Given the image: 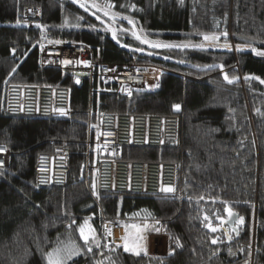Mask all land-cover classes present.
I'll return each instance as SVG.
<instances>
[{
	"label": "trees",
	"instance_id": "trees-1",
	"mask_svg": "<svg viewBox=\"0 0 264 264\" xmlns=\"http://www.w3.org/2000/svg\"><path fill=\"white\" fill-rule=\"evenodd\" d=\"M26 7L40 9L41 28L50 40L87 44L110 63L137 56L174 74L162 75L156 92H134L130 99L94 95L89 101L85 79L76 84L72 73L40 65L35 47L40 29L22 25ZM106 11L122 18L111 23L120 31L117 43L103 28L111 22ZM129 21L153 39L186 47L140 53L144 47L122 31ZM261 81L264 0H0V145L11 153L9 166L0 168V264H49L48 254L61 235L78 245L76 258L65 264H264ZM13 84L67 87L77 113L70 120L7 115L6 88ZM89 105L95 117L177 115V147H125L123 157L176 163L180 196L98 192L93 198L90 183L79 174ZM178 108L180 113H174ZM49 140L71 152L64 187L35 184V159L49 150ZM225 206L241 220L230 243L222 233L206 229L207 224L216 227ZM90 215L95 233L86 229V243L79 227ZM131 217L147 220L148 233L159 230L153 235L167 237L164 254H150L144 234L148 250L138 255L126 251L119 238L116 243L103 240L102 218L120 225ZM214 238L217 244L211 245Z\"/></svg>",
	"mask_w": 264,
	"mask_h": 264
},
{
	"label": "built area",
	"instance_id": "built-area-1",
	"mask_svg": "<svg viewBox=\"0 0 264 264\" xmlns=\"http://www.w3.org/2000/svg\"><path fill=\"white\" fill-rule=\"evenodd\" d=\"M27 30L40 29L36 49L41 66L72 73L75 80L89 84V101L93 96L115 95L126 99L134 92L158 91L166 70L158 65L132 58L117 64L103 59L101 52L87 44L50 40L41 28V11L26 7L21 14ZM169 72V71H167ZM5 113L11 116L57 118L70 120L77 110L71 105L67 87L13 84L6 88ZM84 116L86 140L80 178L88 185L93 179L99 193L140 196H180L178 166L172 162L126 159L125 147L170 148L180 142L177 115H147L124 112L102 113L95 117L92 105ZM49 150L37 154L34 163L35 184L39 187H64L69 173L70 149L64 143L48 141ZM11 153L0 145V168L9 166ZM152 171H155L154 174ZM172 188L173 192L161 191ZM147 220H139L138 233H148ZM118 222L102 218L101 233L106 242L116 243ZM109 232L111 234H109ZM167 239V237H164ZM165 253V252H164ZM163 253V254H164Z\"/></svg>",
	"mask_w": 264,
	"mask_h": 264
},
{
	"label": "rangeland",
	"instance_id": "rangeland-1",
	"mask_svg": "<svg viewBox=\"0 0 264 264\" xmlns=\"http://www.w3.org/2000/svg\"><path fill=\"white\" fill-rule=\"evenodd\" d=\"M107 17H108V19L111 20V22L105 23L103 28H104V30H107L108 33L111 35V39L117 43V39H116L117 38V32H120V31H118L117 28L113 27V25L111 23L118 24V21H121L122 18L116 19V18H113L112 15L111 16L109 15ZM123 24H126L127 27L125 29H123L120 26L123 29L122 31H126L128 33L129 38L138 41L140 43V45H142L144 47L145 50L140 52V53H144L146 51L149 52L151 50H153V51L161 50L162 51V50L174 48V47L175 48L186 47L185 45H181L178 43H166V42H163V41H160L157 39H153L152 37H149V36L145 35L143 32H140L139 30H137L136 27L134 25H132V23H123ZM113 33H115V38L113 37ZM137 36H139L141 39L138 40L136 38ZM142 40L150 41L152 44H155L157 46L156 47H150L148 43H146V42L142 43L141 42ZM119 45H120V48H122V49L124 48L127 51H130L129 48H127L124 43L120 42ZM232 50L233 49H231V51ZM132 58H138V57L134 56ZM144 62H146V61H144ZM166 72H167V70H166ZM169 73L174 74L173 72H169ZM154 172L155 171H152L153 174H154ZM89 189H90V193H91L92 197L95 198L98 195V191H97V188H96V185H95V182L93 179L91 180V182L89 184ZM92 218H93V216L90 215L88 218L85 219L83 225H81L79 227V232H80L81 227H83L85 229V231H86V229H88V227L92 229V226H90V224H91L90 220ZM134 219H136V218L131 217L130 220H128V222L121 221L120 222L121 229L117 230L116 237L119 238L124 249H125V244L127 242L128 247H129L128 251L135 253V251L132 250L134 246H135L136 251H144V250H148V249L146 247V240H147L146 237H143L142 239H140L141 236H140V234H138L137 227H133L134 225L137 226V221H138L137 219H139V218L136 219L137 221ZM133 221H136V222H133ZM240 224H241V220L239 219V225ZM120 231H121V233H120ZM92 232L95 233L94 229H92ZM158 232H159V230L154 231L155 234ZM162 235H164V234H162ZM164 237H165V235H164ZM164 237L163 236L150 237V240H149L150 249L148 250V252L150 254L158 255V254H163L164 252H166L167 239H165ZM94 238H95V236L93 237V241H94ZM58 247L61 249L67 248V249L73 251V255L71 256V258L65 259V262L66 261H72L73 259L76 258V250L78 248V245H77V242L71 236H69V235L59 236V238L55 241L53 250L50 253H52ZM64 254L65 253H62V255H64ZM65 262H64V264H65Z\"/></svg>",
	"mask_w": 264,
	"mask_h": 264
},
{
	"label": "snow or ice",
	"instance_id": "snow-or-ice-1",
	"mask_svg": "<svg viewBox=\"0 0 264 264\" xmlns=\"http://www.w3.org/2000/svg\"><path fill=\"white\" fill-rule=\"evenodd\" d=\"M74 2H76V0H74ZM80 6L81 7H85L84 4H81ZM107 7L110 8L111 5H107ZM105 15H109V13L106 11L105 12ZM129 23H131V21H129ZM113 37L115 38V33H113ZM136 38L138 40L141 39L139 36H137ZM204 39L207 40V39H209V37L205 36ZM213 39H215V37H213ZM141 42L142 43H145V42L148 43L150 47H156L157 46L155 44H152L150 41H144V40H142ZM229 82H231V81H229ZM261 83H264V81H261ZM161 191H166V192L171 193V192L174 191V189H172V188H167V189L162 188ZM228 214H229V216L232 215V213H231L230 210L228 211ZM205 219H207V217H205ZM133 227H137V230L139 231L138 226H135L134 225ZM209 227H210L211 231H213V232L217 230L215 227H211V225H209ZM80 233H81L82 239H84V241L87 243L88 240H89V235H86L85 234V229L83 227L80 228ZM109 234H111V233L109 232ZM142 238L143 237H140V239H142ZM212 242L213 243H216V240H213ZM125 250L126 251L129 250V247H128L127 242L125 244ZM132 250L135 251V254H137V255L139 254V252L135 250V246L133 247ZM62 253H65V254L62 255ZM72 255H73V251H71V250H69L67 248L61 249V248L58 247L52 253H49L48 254V261H49V264H64L65 259L71 258Z\"/></svg>",
	"mask_w": 264,
	"mask_h": 264
},
{
	"label": "water",
	"instance_id": "water-1",
	"mask_svg": "<svg viewBox=\"0 0 264 264\" xmlns=\"http://www.w3.org/2000/svg\"><path fill=\"white\" fill-rule=\"evenodd\" d=\"M75 83L78 84L79 80H75ZM176 114L180 113V108H178L177 110H175ZM229 207L225 206V215L222 219L218 220L217 222L222 226L221 228H217V230H221L224 233V237H225V242L226 243H230L231 242V237H230V233H234V237L236 238L238 235V231H239V215L235 212H233L232 210L231 213L232 215L229 216L228 211H229ZM212 227V226H211ZM206 229L208 232L210 233H215L216 231H211L209 224L206 225ZM216 240V243H213L212 241ZM211 245H215L217 244V239L214 238L211 240ZM47 261H48V257H47Z\"/></svg>",
	"mask_w": 264,
	"mask_h": 264
},
{
	"label": "flooded vegetation",
	"instance_id": "flooded-vegetation-1",
	"mask_svg": "<svg viewBox=\"0 0 264 264\" xmlns=\"http://www.w3.org/2000/svg\"><path fill=\"white\" fill-rule=\"evenodd\" d=\"M213 226H214V225H213ZM213 226H212V227H213ZM215 226H216L218 229L222 227V226H221L220 224H218V223H217ZM216 227H215V228H216ZM215 233H222V234L224 235V233H223L221 230H217ZM215 233H213V234H215ZM233 235H234V233H230V237L233 236ZM216 239H217V238H216Z\"/></svg>",
	"mask_w": 264,
	"mask_h": 264
},
{
	"label": "crops",
	"instance_id": "crops-1",
	"mask_svg": "<svg viewBox=\"0 0 264 264\" xmlns=\"http://www.w3.org/2000/svg\"><path fill=\"white\" fill-rule=\"evenodd\" d=\"M120 233H121V231H120ZM120 233H119V234H120ZM114 235H117V232H115Z\"/></svg>",
	"mask_w": 264,
	"mask_h": 264
}]
</instances>
